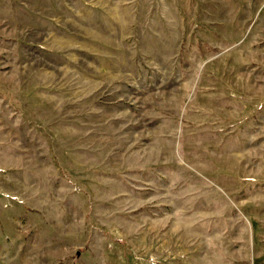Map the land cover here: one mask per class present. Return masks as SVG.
I'll return each mask as SVG.
<instances>
[{
  "label": "rangeland",
  "instance_id": "1",
  "mask_svg": "<svg viewBox=\"0 0 264 264\" xmlns=\"http://www.w3.org/2000/svg\"><path fill=\"white\" fill-rule=\"evenodd\" d=\"M0 264H264V0H0Z\"/></svg>",
  "mask_w": 264,
  "mask_h": 264
}]
</instances>
